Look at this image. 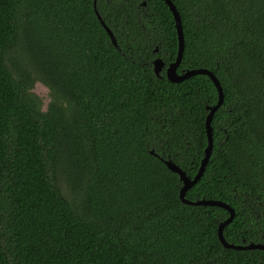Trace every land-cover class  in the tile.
<instances>
[{
  "label": "trees",
  "instance_id": "1",
  "mask_svg": "<svg viewBox=\"0 0 264 264\" xmlns=\"http://www.w3.org/2000/svg\"><path fill=\"white\" fill-rule=\"evenodd\" d=\"M173 1L178 71L207 68L225 93L186 197L234 207L229 242H264V0ZM97 8L117 46L95 0H0V264H264L262 249L224 246L229 211L183 202L163 160L197 174L219 100L208 75L156 74L179 50L168 4Z\"/></svg>",
  "mask_w": 264,
  "mask_h": 264
},
{
  "label": "water",
  "instance_id": "2",
  "mask_svg": "<svg viewBox=\"0 0 264 264\" xmlns=\"http://www.w3.org/2000/svg\"><path fill=\"white\" fill-rule=\"evenodd\" d=\"M97 1L95 0V10L102 21L103 25L105 26L107 32L109 33L111 40L114 45H118L117 38L112 31V29L104 22L102 19V16L99 13V10L97 8ZM165 2L168 4L169 8L171 9L174 19H175V24L179 36V50H178V55L176 60L173 62L169 63L168 65L166 64V61L162 57H157L153 61L154 69L155 72L158 76H161V73L165 69L166 74L168 79H170L173 82H181L185 80L186 78H189L190 76L197 75V74H205L208 75L215 83L218 92H219V100L215 105L209 106L210 113L208 114L207 117V123H206V129H207V135H208V146L205 150V156L201 162L199 171L194 177H191L190 175L187 174V172L176 162H174L171 158L169 159H163L165 164L169 167L170 170L173 172L179 174L180 180L183 183V187L181 189V198L183 202L187 204H192V205H207V206H220L225 209H227L230 213L229 217L220 223L219 225V237L221 242L224 244L226 248H234V249H262L264 250V242H249V243H242V244H235L229 242L224 235V230L225 227L231 223L235 216H236V210L234 207L224 201L221 200H215V199H207V198H202L198 200H190L189 198L186 197L187 191L195 185L200 178L203 176L206 167L208 165L209 159L212 155L213 148H214V129L212 126V121L213 117L215 115V112L222 106L224 99H225V93H224V88L222 86V83L220 79L216 76V74L207 69V68H194V69H189L187 71L179 72L178 68L182 62V58L184 55V50H185V36H184V30H183V24H182V17L181 14L174 3L173 0H165ZM144 4H146V1H144ZM152 153H155L154 150H152Z\"/></svg>",
  "mask_w": 264,
  "mask_h": 264
},
{
  "label": "rangeland",
  "instance_id": "3",
  "mask_svg": "<svg viewBox=\"0 0 264 264\" xmlns=\"http://www.w3.org/2000/svg\"><path fill=\"white\" fill-rule=\"evenodd\" d=\"M21 52H23V51L20 50V49H18V48H16V47L13 49V55L14 54L15 55H18V53H21ZM23 55H24V53H23ZM13 68H11V69H13ZM32 91H34L36 94H38L41 97V99H42V107H43L44 110H47V108L49 106V103L51 101V96H50L49 88L45 84H43L42 82L37 81L35 83V86H34V88H33ZM62 186H63V189L66 192V194L68 196L72 197V192H71L68 184L66 183V181H64V183L62 184Z\"/></svg>",
  "mask_w": 264,
  "mask_h": 264
}]
</instances>
